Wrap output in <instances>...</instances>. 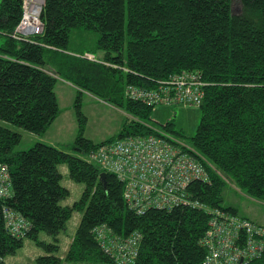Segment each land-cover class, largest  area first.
Listing matches in <instances>:
<instances>
[{
  "label": "trees",
  "instance_id": "16d2710c",
  "mask_svg": "<svg viewBox=\"0 0 264 264\" xmlns=\"http://www.w3.org/2000/svg\"><path fill=\"white\" fill-rule=\"evenodd\" d=\"M239 1L241 12L235 15L232 0H43L42 32L15 40L11 35L22 0H0V119L44 132L58 114L54 83L66 80L77 88V132L68 147L78 153L43 142L15 151L19 134L0 126V164L6 165L9 181V195L0 198V264L23 238L45 251L24 264H202L210 217L204 208L236 214L235 208L221 205L224 179L264 202V0ZM76 37L79 44L93 40L90 46L103 53L102 63L79 57L93 54L91 48L68 49L70 38ZM120 71L124 83L116 87L108 75ZM182 72L196 73L206 83L201 103L145 105L124 95L126 84L153 88L155 81ZM79 90L134 118L125 119L116 138L94 143L83 136ZM159 105L199 108L190 146L171 144L204 166L208 181L194 180L186 188L200 208L178 205L136 213L122 198L119 177L87 156L103 143L129 136L169 141L159 129L178 140L170 121L157 128L145 123L151 108ZM58 164L65 165L69 179L83 184L70 205L60 204L68 190L60 184ZM2 207L23 219L20 235H10L8 227L17 220L7 225ZM73 211L80 217L58 256L57 235ZM101 227L98 237L93 229ZM40 231L50 237L48 242L37 238ZM131 233L139 235L131 260L113 247L104 251L100 246L103 237ZM247 264H264V250Z\"/></svg>",
  "mask_w": 264,
  "mask_h": 264
},
{
  "label": "built area",
  "instance_id": "2783aa9c",
  "mask_svg": "<svg viewBox=\"0 0 264 264\" xmlns=\"http://www.w3.org/2000/svg\"><path fill=\"white\" fill-rule=\"evenodd\" d=\"M42 5L43 0H22L20 18L11 35L13 39L22 40L42 32L39 18ZM79 57L99 62L91 53ZM154 83L153 88L126 84L124 95L145 105L198 104L202 98L201 88L206 84L192 72L173 74ZM167 138L169 141L165 142L152 136L115 139L89 150L87 156L119 177L123 182L122 198L136 213H142L147 208L169 209L178 205L200 208L199 202L189 199L186 188L194 180L208 181L204 166L196 157L174 147L171 142L183 145L176 138ZM8 195L7 167L0 164V198ZM204 211L210 217L205 230L206 254L202 264H247L262 254L264 228L260 225L220 209L204 208ZM1 212L7 225L17 220L15 226L8 227L10 235H20L25 226L23 219L4 207ZM93 230L99 237L103 228ZM138 241L139 235L131 233L121 238L103 237L99 243L104 251L113 247L117 255L131 260L137 253Z\"/></svg>",
  "mask_w": 264,
  "mask_h": 264
},
{
  "label": "rangeland",
  "instance_id": "374dc122",
  "mask_svg": "<svg viewBox=\"0 0 264 264\" xmlns=\"http://www.w3.org/2000/svg\"><path fill=\"white\" fill-rule=\"evenodd\" d=\"M231 12L235 15L241 12L239 0H232ZM126 23L127 9L125 5V25ZM92 43L93 40L87 41L84 39V42L79 44L77 37L70 38L68 49L74 50L79 47L91 48L90 45ZM90 51L93 52L97 59H102L103 53L101 51L93 48ZM123 74V71H120V73L110 72L108 75L109 82L113 83L116 87H123ZM53 91L58 106V114L44 132L36 134L0 119V126L17 132L20 136L18 143L13 146V150H24L32 146L35 142H43L64 149L68 153L78 155L77 152L68 147V144L73 141L77 132V119L73 106L77 88L66 80L58 78L54 83ZM79 100V110L85 117L83 136L94 143L116 138L125 119L134 118L125 112L123 108L104 101L84 90H79ZM199 117L200 111L196 105H174L172 107L159 105L151 108L149 117L145 120V123L153 128H157L161 127V124L165 121H170L172 133H178V141L183 145L190 146L189 137L194 133ZM159 130L158 133H165L161 129ZM161 135L169 137L167 132ZM57 169L61 175L60 184L68 190V195L60 200V204L70 205L79 197L83 189V184L69 179L64 164H58ZM224 181L221 205L235 208L238 212H236L237 216H246V219L249 218V221L254 220L255 222H252L264 228V202L247 196L227 178ZM79 217L80 212L73 211L65 222L64 228L58 233V249L56 252L58 256H61L66 250ZM37 238L44 242L50 240V237L43 231L38 232ZM44 253L45 251L42 247L36 246L28 238H23L21 246L15 249L12 254L3 256L2 260L3 264H24L31 262L35 257Z\"/></svg>",
  "mask_w": 264,
  "mask_h": 264
},
{
  "label": "water",
  "instance_id": "95a60500",
  "mask_svg": "<svg viewBox=\"0 0 264 264\" xmlns=\"http://www.w3.org/2000/svg\"><path fill=\"white\" fill-rule=\"evenodd\" d=\"M201 103V102H200ZM99 177H100V179H103L104 178V172H101L100 174H99Z\"/></svg>",
  "mask_w": 264,
  "mask_h": 264
},
{
  "label": "clouds",
  "instance_id": "9594fccd",
  "mask_svg": "<svg viewBox=\"0 0 264 264\" xmlns=\"http://www.w3.org/2000/svg\"><path fill=\"white\" fill-rule=\"evenodd\" d=\"M98 61H99L98 63H102L100 60H98ZM103 64H105V65H106V64H108V63H103Z\"/></svg>",
  "mask_w": 264,
  "mask_h": 264
},
{
  "label": "crops",
  "instance_id": "0c3cea01",
  "mask_svg": "<svg viewBox=\"0 0 264 264\" xmlns=\"http://www.w3.org/2000/svg\"><path fill=\"white\" fill-rule=\"evenodd\" d=\"M99 60V59H98ZM235 211H236V209H235ZM237 212V211H236ZM238 213V212H237ZM243 216V215H242ZM246 217V216H245ZM254 221V220H253ZM255 222V221H254Z\"/></svg>",
  "mask_w": 264,
  "mask_h": 264
}]
</instances>
